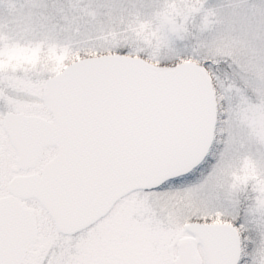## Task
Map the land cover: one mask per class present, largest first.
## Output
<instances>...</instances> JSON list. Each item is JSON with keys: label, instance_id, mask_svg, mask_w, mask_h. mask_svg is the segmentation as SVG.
Instances as JSON below:
<instances>
[{"label": "snow or ice", "instance_id": "6c2138e0", "mask_svg": "<svg viewBox=\"0 0 264 264\" xmlns=\"http://www.w3.org/2000/svg\"><path fill=\"white\" fill-rule=\"evenodd\" d=\"M0 264H264V0H0Z\"/></svg>", "mask_w": 264, "mask_h": 264}]
</instances>
